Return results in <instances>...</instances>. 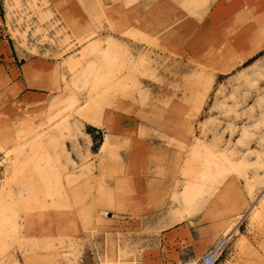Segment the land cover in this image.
<instances>
[{
  "label": "rangeland",
  "instance_id": "obj_1",
  "mask_svg": "<svg viewBox=\"0 0 264 264\" xmlns=\"http://www.w3.org/2000/svg\"><path fill=\"white\" fill-rule=\"evenodd\" d=\"M256 6L217 35L215 52H174L116 35L96 7L76 24L48 0H0V41L58 61L40 105L0 99V264H146L162 251L184 255L157 261L201 264L223 239L216 264H264ZM245 35L249 49H236ZM139 142L149 150L131 172L119 155ZM146 185L159 209H139Z\"/></svg>",
  "mask_w": 264,
  "mask_h": 264
},
{
  "label": "crops",
  "instance_id": "obj_2",
  "mask_svg": "<svg viewBox=\"0 0 264 264\" xmlns=\"http://www.w3.org/2000/svg\"><path fill=\"white\" fill-rule=\"evenodd\" d=\"M48 1L57 4L62 18L76 24L77 20H84L86 23L85 20L91 17L90 12L92 13V11L90 8L96 7L98 16L102 15V17L114 20L113 25L116 27V35L132 34L139 39L143 38L146 42L157 40L160 49L174 52H197L202 50L215 52L218 49L217 35L229 33V30L233 28L234 19H247L250 12V3L257 4L255 8H251V11L257 12V18L264 20V0ZM242 35H244V32ZM239 39L237 41L239 46L236 49L247 51L249 49L247 35ZM118 42L120 44L116 37V45ZM91 45L96 46L94 43H91ZM226 48L233 49L232 46ZM24 56H20L18 50L12 48L9 41H0V99L15 100L17 105H25V103L31 106L40 105L45 96H48L45 92L53 89V81L49 75L53 65L50 62L58 61H55L54 58L47 59L40 56L27 58ZM95 125L112 129L109 123H98ZM137 146L141 147L140 152L131 151L129 153H120L119 155V160L122 163H128L131 172L135 171L136 162L144 161L147 148L149 150V146L146 143L139 142L136 144ZM141 190L144 192H141V194L144 195L145 199H143L144 201L139 209H144L145 211L159 209V206H154L158 205V202L152 200L155 190L149 192L147 185ZM159 195H162V190H160ZM73 217L72 214L70 218L58 221L50 214L49 220H55V223H50L49 231H59L61 226H57V222H67ZM182 217L183 219L180 216L177 220H185L186 216L182 215ZM177 229L166 231L165 236H176L177 234H174V232ZM40 232H44L43 229H40ZM222 232L219 229L212 231L208 242L210 244L215 242L221 237ZM183 253L182 251H162L151 254L153 256L146 257L151 259L146 264H176L157 260L181 259L183 258ZM153 259L155 261H152ZM180 264L182 263L180 262Z\"/></svg>",
  "mask_w": 264,
  "mask_h": 264
},
{
  "label": "built area",
  "instance_id": "obj_3",
  "mask_svg": "<svg viewBox=\"0 0 264 264\" xmlns=\"http://www.w3.org/2000/svg\"><path fill=\"white\" fill-rule=\"evenodd\" d=\"M226 242L227 241L225 239L219 242L218 245L214 248V250H212L203 257L201 264H216L217 259L219 258L220 254L223 252Z\"/></svg>",
  "mask_w": 264,
  "mask_h": 264
},
{
  "label": "bare ground",
  "instance_id": "obj_4",
  "mask_svg": "<svg viewBox=\"0 0 264 264\" xmlns=\"http://www.w3.org/2000/svg\"><path fill=\"white\" fill-rule=\"evenodd\" d=\"M226 238H228V236H227ZM225 240H226V239H225Z\"/></svg>",
  "mask_w": 264,
  "mask_h": 264
}]
</instances>
